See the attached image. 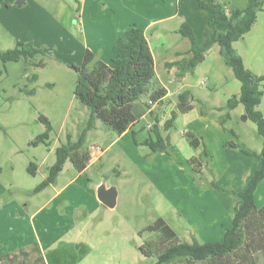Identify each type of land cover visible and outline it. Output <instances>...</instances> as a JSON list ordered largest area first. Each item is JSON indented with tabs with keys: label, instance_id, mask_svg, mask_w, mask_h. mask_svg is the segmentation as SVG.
<instances>
[{
	"label": "rangeland",
	"instance_id": "374dc122",
	"mask_svg": "<svg viewBox=\"0 0 264 264\" xmlns=\"http://www.w3.org/2000/svg\"><path fill=\"white\" fill-rule=\"evenodd\" d=\"M89 1L83 13V9L77 10L75 0H52L49 7L55 9L63 6L62 9H66L54 22L49 20L47 23L43 18L37 21L33 15L37 14L34 5L26 9L33 10L21 14H6L3 9L6 18L0 12V51L12 49L17 41L27 42L31 37L35 42L52 40V45L43 43L39 46L44 50V56L40 58L43 66L36 67L25 60L8 63L0 60V207L11 204L13 215L9 214L5 219L11 222L19 218L17 209L21 210L23 216L24 206L28 204L30 213L46 201L48 195L65 185L81 191L84 183L91 189L105 184L117 194L115 206L113 209L101 207L95 214L76 220L73 230L78 231V239L91 254L78 264H155L154 258H146L140 252L145 241L155 238V234L143 230L157 218H162L179 240L187 241L185 239L192 229L191 221L184 213L186 209L189 210L192 197L193 200L199 199L202 189H214L208 184L211 181L217 184V180L220 183L217 185L223 188L236 185L247 166L260 167V161L254 155H244L240 149L226 144L234 142L249 152L260 153L262 138L257 134L254 123L241 120L240 113L244 110L235 111L240 105L227 110L224 97L229 95V99L238 94L240 83L231 68L225 65L222 56L215 53L214 59H206L195 70H190L188 66L180 69L183 74L187 73L184 84L188 88L183 89L189 91L193 98L190 100L192 110L179 112L178 96L174 92L180 86L179 81L170 85L172 94L166 104H175L177 117L173 127L163 132L165 136L168 135L172 145L169 154H152L148 147L140 144L148 137L146 122L152 119L155 122L154 118L146 117L136 125L138 145L131 131L117 136L101 119H97L93 129L86 133L83 146V150H89L97 158L89 163L81 176L66 161L53 184L34 193V188L48 176V169L56 161V148L66 141L67 135L76 141L89 117L88 109L74 95L77 73L72 66L81 64L79 53L83 46L69 51L70 48L65 45L72 42V38L82 41L84 33H87L96 53L110 63L106 58L110 51L108 53L100 46L112 39V32L119 28L128 30L132 26L143 31L145 23L155 19L149 9L145 10L144 0H135V3L139 2L136 7H132L131 0ZM31 17L35 19L34 25H30ZM181 25L178 20H171L147 30L146 36L157 63L160 64L175 50L173 41L184 40L188 43L189 40L178 31L173 32L179 30ZM252 28L237 47L245 44L242 46L245 67L255 75H261L264 73V12L258 14ZM183 45L179 43L180 49ZM179 66L182 67V63ZM33 76H36L34 80L31 79ZM262 91L257 109L264 116V86ZM148 96L144 95L142 100H147ZM227 113L229 119L226 118ZM41 115L47 117L53 127L48 147L44 144L30 145L45 130L39 121ZM217 123L222 127V132L214 130ZM186 132L201 142V148L189 144L184 135ZM246 135H249L247 142L243 140ZM260 146L259 152H254ZM204 148L211 159L203 161V174L199 175L193 172L188 160L203 158ZM30 163L37 167L34 176L27 172ZM29 253L35 254L37 261L35 250L30 249Z\"/></svg>",
	"mask_w": 264,
	"mask_h": 264
},
{
	"label": "trees",
	"instance_id": "16d2710c",
	"mask_svg": "<svg viewBox=\"0 0 264 264\" xmlns=\"http://www.w3.org/2000/svg\"><path fill=\"white\" fill-rule=\"evenodd\" d=\"M244 5H221L198 2V8L210 11L209 26L212 32L202 44H198L194 31L187 23H182L178 32L190 42L189 52L192 58L188 68L194 69L205 59L206 52L214 43H217L218 52L227 67L231 68L234 77L240 83V91L232 95L226 103L228 111L242 105L244 112L241 115L243 122L255 124L257 134L262 138L260 153L249 152L240 148L237 143L228 142L226 145L239 148L246 155H254L260 161V167L253 171L248 179L245 190L235 192L223 188L211 181L209 186L223 192L236 194L240 202L236 207L235 215L230 228L226 229L222 241L215 243L182 242L175 231L162 219L157 218L143 232L155 234V238L145 241L140 247L141 254L146 258H154L155 264H261L264 260V207L257 209L254 194L258 185L264 180V116L257 109L263 96L264 73L255 75L245 67L243 59L234 48V43L244 38L257 21L258 14L264 11V0H243ZM112 59L106 64L90 50H85L80 65L72 66L77 73L75 98L89 111L86 126L73 141L67 135L66 141L55 150L56 161L48 169V176L37 185L33 192L38 193L53 184L58 173L66 161H69L77 173H82L91 160L89 150H83L86 133L93 129L95 121L101 119L105 126L117 136H121L131 129L138 118L145 113H151L152 103H161L166 95V89L156 82L154 58L150 45L143 32L135 26L126 30L112 47ZM44 50L36 47L33 42L17 41L12 49L0 51V60L3 63L25 60L33 66L40 67L44 63L40 59ZM36 76L31 79L34 80ZM148 96L143 102L142 97ZM191 95L184 91L178 95L179 112L187 113L192 110ZM177 117L172 111L170 117L160 127L158 120L147 129L148 137L140 144L149 148L152 154H169L172 145L168 132ZM229 119V113L226 114ZM39 121L45 130L31 143V146L44 144L49 146V137L53 131L51 122L45 116ZM223 125V121H221ZM135 144L136 132L131 129ZM187 137L189 144L197 148L201 142L194 136ZM211 159L206 148L203 149V158L196 157L188 160V165L194 173L203 174V161ZM37 167L30 163L27 172L35 175ZM141 234V232H140ZM264 264V262L262 263Z\"/></svg>",
	"mask_w": 264,
	"mask_h": 264
},
{
	"label": "crops",
	"instance_id": "0c3cea01",
	"mask_svg": "<svg viewBox=\"0 0 264 264\" xmlns=\"http://www.w3.org/2000/svg\"><path fill=\"white\" fill-rule=\"evenodd\" d=\"M17 1L18 0H0V12L3 18H6L2 12L3 9L6 14H12L14 12L21 14L22 12L34 9L37 11V14H33L36 16L37 21L38 18H43V21L47 23L49 20L54 22L57 17H60L63 14L64 9H66H62L63 6L55 9L49 7L52 0H24L21 5H17ZM75 1L78 3L77 10L83 9V13L87 7L86 5L90 3L89 0ZM93 2L96 3L97 0H93ZM143 2H146V5L144 6L145 10L149 9L152 13V18H155L148 20L145 23L146 25L143 31L141 30L147 40V30L154 28L157 24L166 23L171 20H178L180 23H187L192 28L199 45L206 40L212 30L209 26L211 13L206 9L198 8V2L212 3L213 5L227 4L239 7L244 5L243 0H144ZM130 3L133 4L132 7H136L139 2L135 3V0H131ZM31 5H34V8L26 10ZM31 19L32 21L30 22V25H32V23L34 25L35 19H33V17H31ZM94 23H96L95 19ZM36 29L38 28L36 27ZM126 30L127 29L123 30L119 28L116 32H112L113 37L108 41V43L110 42L108 47V43L100 46L106 49L108 53L110 51L109 55L106 57L109 59V62H111L113 56L110 48L112 49L115 41ZM252 30L253 28L251 31ZM177 31L178 30H173L175 33H177ZM249 33L239 41H243ZM30 41L34 42L36 47L41 46L43 43L52 45L51 39L50 42H39V40L35 42V39L31 37L27 42ZM71 41L72 42L65 46L70 48L69 51L77 50L83 46L79 53L82 59L85 50H90L94 54H98V58L103 62L110 64L105 61V57L100 56V53H96V50L93 49V45H90L87 33H84V39L82 41H79L78 38H72ZM239 41L234 43V48L241 55L243 63L246 65L245 51L243 48L245 44L242 45L243 47H237ZM180 42L184 44L182 49H180L181 47L179 46ZM173 46L175 50L172 51L171 55L168 54L167 57H165L166 59L161 60L160 64L157 63L156 58L151 51L154 58L156 82L166 89V95L161 99V103L157 102L151 104L152 115L147 112L136 120L135 125L131 128L134 131L137 130L136 125L138 122L146 117L158 120L159 126L161 124L163 125L168 119L170 113L174 111L175 104L171 103V106L167 105L166 100L172 94L170 85L175 83V81H179L180 84L177 89H174L177 96L180 93L187 91L183 89V87L188 88L187 85L184 84L185 74L187 73L183 74L180 69H185L192 58V53L189 52L190 42L188 41L187 43L184 42V40H175L173 41ZM215 53L219 54L217 43H214L206 52L205 59L202 63L206 62V59L208 58L209 60L214 59V57H216ZM181 54L186 55L182 56ZM180 63H182V67L179 66ZM200 64L197 65L195 69L201 66ZM228 96L224 97L225 103L228 100ZM147 100L142 101L147 102ZM191 100H193V98H191ZM237 109L242 111L241 109H243V107L240 105L235 111ZM240 114L242 115L243 113ZM152 123H154L153 119L152 121L146 122V130ZM214 127V130L222 132V127H220L218 123ZM131 129L126 132L131 131ZM252 133L251 130V134ZM248 137L249 135H246V139L243 137V140L247 142L249 140ZM201 146L202 144L197 148H201ZM260 149L261 146L254 152H259L258 150ZM159 154L165 155V153ZM96 158L97 155L91 153L90 163ZM89 165L90 164H88V166ZM256 169H258L257 166H247L242 172L241 179L238 180V183H236V185H227L228 187L225 188L235 192L245 190L251 173ZM81 175L82 173L78 176ZM216 183L220 184L217 180ZM65 186L60 190H55L52 195H48V199L30 213L28 212V204L24 206L26 208L24 210L25 212H23V216L21 210L17 209L16 212L19 214V218L11 222L5 220L9 214L13 215V212L10 211L12 208L11 204H5L3 207H0V264H78L91 255L88 253L90 250H87L83 242L78 239V231L76 229L73 230V228H76V220H82L86 215L88 217V214H95V212L99 211L101 207L108 209L114 208L115 204L112 207H107L101 201V194L111 188L105 186V184H98L94 189H91L88 188V185L86 187V183H84L83 189L78 191L76 187L70 188V186ZM101 186H103V188ZM263 188L264 180L258 185L254 194L255 205L257 208L264 207V201H262L264 200V198H262L264 197ZM208 189L210 188L202 189L199 199L194 198L193 200L192 197L190 205L188 206L189 210H185L184 214L188 217L189 221H191L190 227L192 229V233H189L186 237L187 239H185L187 240L186 242H192L193 240L202 243L220 242L223 239L225 230L232 225L236 207L240 202L239 197L231 192L221 193L215 188L211 190ZM60 208H62L63 213ZM11 242L12 244H10ZM30 249L35 250V253L38 256L37 261L35 260V254L29 253Z\"/></svg>",
	"mask_w": 264,
	"mask_h": 264
},
{
	"label": "water",
	"instance_id": "95a60500",
	"mask_svg": "<svg viewBox=\"0 0 264 264\" xmlns=\"http://www.w3.org/2000/svg\"><path fill=\"white\" fill-rule=\"evenodd\" d=\"M24 2V0H18L16 2L17 5H21ZM103 188V186H101ZM115 191L112 189H109L108 191L101 194V201L104 205L107 207H112L115 204Z\"/></svg>",
	"mask_w": 264,
	"mask_h": 264
}]
</instances>
